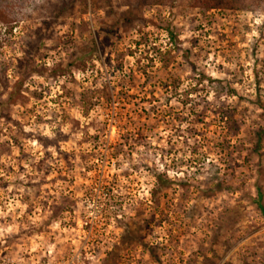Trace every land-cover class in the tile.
<instances>
[{"label":"rangeland","instance_id":"rangeland-1","mask_svg":"<svg viewBox=\"0 0 264 264\" xmlns=\"http://www.w3.org/2000/svg\"><path fill=\"white\" fill-rule=\"evenodd\" d=\"M236 6L0 0V264H264V0Z\"/></svg>","mask_w":264,"mask_h":264},{"label":"trees","instance_id":"trees-1","mask_svg":"<svg viewBox=\"0 0 264 264\" xmlns=\"http://www.w3.org/2000/svg\"><path fill=\"white\" fill-rule=\"evenodd\" d=\"M141 1L148 4V3H151V1L153 2L154 0H150V1L149 0H137V3L139 4ZM195 1H198L202 3L203 5L210 7V8H232L234 9V8H237L236 5L239 4L240 0L239 1L238 0H195ZM241 1H244V0H241ZM135 5H133V7H135ZM244 8L246 9L252 8V5L251 7L248 5L247 7H244ZM125 19L128 21L127 18ZM160 181L164 182L162 179Z\"/></svg>","mask_w":264,"mask_h":264}]
</instances>
